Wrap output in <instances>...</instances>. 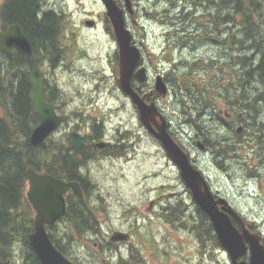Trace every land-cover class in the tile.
Segmentation results:
<instances>
[{"label": "rangeland", "instance_id": "obj_1", "mask_svg": "<svg viewBox=\"0 0 264 264\" xmlns=\"http://www.w3.org/2000/svg\"><path fill=\"white\" fill-rule=\"evenodd\" d=\"M45 1L68 11L63 25L72 68L67 63L54 68L45 59L41 63L44 79L61 89L58 103L71 114L61 142L73 129L80 131L104 123L100 130L118 134L120 139L116 141L121 143L108 153L99 150L98 157L84 169L94 185L100 230L96 235L81 237L79 243L70 246V254L81 259V264H232L221 246L215 249L201 244L202 229L195 228L196 204L179 167L146 130L137 106L121 90L119 48L112 29L107 33L101 24L97 31L80 26L91 12L97 19H105L101 0H80L82 4L69 0L68 5L65 0ZM4 2L0 0V6ZM211 2L215 0H135L128 20L142 47L152 54L153 89L159 74L170 87L169 95L159 94L157 99L169 128L187 147L189 151L183 148L205 173L214 192L222 193L242 212L244 220L255 222L264 233V128L254 121H264V108L261 111L260 106L254 118L243 101H230L239 90L228 78L229 71H222V63L236 50L221 41L226 33L210 39L198 35L210 29L209 21L218 18L194 16L216 11ZM192 5L195 14L182 20L189 24L178 26L181 11ZM178 28L179 32L172 33ZM188 30L196 36L183 40ZM219 108H229L234 116L222 113L218 117ZM191 117L194 122L185 123L184 119ZM236 121H242L246 128L239 132ZM197 133L211 151L196 145ZM51 138L56 145V133ZM227 147L229 151L224 152ZM58 151L55 146V154ZM178 199L182 200V210L171 209V214H166V205ZM65 227L60 225L61 229ZM117 229L130 234L129 238L105 248ZM87 243L92 244L95 256L89 253Z\"/></svg>", "mask_w": 264, "mask_h": 264}, {"label": "trees", "instance_id": "obj_2", "mask_svg": "<svg viewBox=\"0 0 264 264\" xmlns=\"http://www.w3.org/2000/svg\"><path fill=\"white\" fill-rule=\"evenodd\" d=\"M44 1L5 0L0 6V20L3 27L20 23L30 39L37 61L40 54H46L45 57L52 61L63 15L52 10L43 12ZM211 3L216 5V11L194 16L218 20L209 21L206 25L210 29L201 30L198 35L210 39L227 34L221 41L232 46L236 54L223 59L222 71H229L228 78L239 90L230 101H243L244 107L251 109L255 118L254 112L257 113L260 106L261 111L264 108V0H215ZM194 10L192 5L187 11H181L177 25L189 24L183 22L184 17L193 16ZM228 27L231 29L227 30ZM179 30H172V33ZM195 36L188 30L182 39ZM28 63L29 60L19 53L0 49V264H41L29 241L34 231L35 211L27 199V169L46 171L65 180L76 179L80 171L79 162L83 156L91 154L88 145L76 140L74 143L80 144L77 149L75 147L77 152L70 153L71 149H65L59 157L54 152L56 145L51 137L39 145L30 144V135L40 117L31 108L32 85ZM44 83L49 101L56 104L61 89L45 79ZM190 119L195 120L193 117ZM254 121L261 122L264 128V121L258 118ZM227 151L228 147L224 152ZM58 160L60 168L56 164ZM83 183L84 197L73 191L67 195V212L62 218L66 227L61 229L60 224L48 227L51 240L74 264H81V259L70 254V246L79 243L81 237L96 235L100 230L96 215L99 205L95 203L94 188L87 187L88 180ZM90 184L93 185L92 181ZM172 201L165 207L166 214L171 209L182 210V200ZM195 209V228L202 229L201 244L206 247L213 241L219 246L209 216L197 204ZM87 245L91 256H95L92 244Z\"/></svg>", "mask_w": 264, "mask_h": 264}, {"label": "water", "instance_id": "obj_3", "mask_svg": "<svg viewBox=\"0 0 264 264\" xmlns=\"http://www.w3.org/2000/svg\"><path fill=\"white\" fill-rule=\"evenodd\" d=\"M107 15L113 25L119 44V83L128 94L140 112V118L146 129L163 145L167 155L179 167L182 180L189 187L197 205L210 217L221 248L225 249L232 264H264V244L261 235L250 233L241 215L229 204L228 200L216 198L212 187L202 172L191 160L189 153L176 141L168 129V121L155 101L147 102L132 85L135 72L137 78L146 80L145 68L136 69L140 58V48L133 44V34L127 26L124 8L117 0H101ZM125 7L133 13V1L124 0ZM93 21H88L92 25ZM0 49L11 52L17 51L29 59L33 65L30 73V100L32 111L40 117V122L34 127L30 135V144L39 145L44 142L63 122L69 119L67 114H58L54 103L49 101L43 72L36 62L34 51L27 33L20 23L10 25L6 30L0 25ZM155 90L162 96H167L169 87L164 77L156 79ZM200 148L205 145L198 141ZM28 182L27 199L35 211L34 231L29 236L32 248L37 253L41 264H74L51 240L47 226L54 225L66 214V194L73 189L81 197L84 192L80 183L74 180L66 181L46 171H37L29 167L26 171ZM219 204H222L220 208ZM235 215L243 226L241 232L232 222L228 212ZM129 234L116 232L112 239L127 240ZM246 240L249 242V247ZM248 248L251 252L250 261L243 257Z\"/></svg>", "mask_w": 264, "mask_h": 264}, {"label": "flooded vegetation", "instance_id": "obj_4", "mask_svg": "<svg viewBox=\"0 0 264 264\" xmlns=\"http://www.w3.org/2000/svg\"><path fill=\"white\" fill-rule=\"evenodd\" d=\"M64 0H60V2H63ZM66 2H67V5L69 4V0H65ZM76 1V0H75ZM45 2V5L43 6V12H46V11H49V10H52V11H54V12H56L57 14H60V15H63V22H64V19H65V14L66 13H68V11H66V10H62L61 8H60V6H58L57 5V3L56 4H52V2H48V1H44ZM78 2L79 3H81L82 4V1H80V0H78ZM118 2H119V4L121 5V6H124V2L122 1V0H118ZM133 2H135V0H133ZM125 13V16H126V20H127V24H128V27L129 28H131L130 27V20H128L129 19V14H128V11H125L124 12ZM88 15H92V16H88V18H86L85 20H84V22L80 25V26H82V27H86V28H88V29H90V30H98V28L100 27V24L101 25H103V29H104V31L105 32H110L111 31V29H112V31H113V33H114V29H113V26H112V24H111V22H110V20H109V18H108V16H107V14H106V16H105V19L104 20H99V19H97V16L93 13V12H91V14H88ZM130 16H131V14H130ZM132 17V16H131ZM87 20H94V23H93V25H88V23H87ZM63 22H61L60 24L61 25H63ZM12 24H14V23H12ZM12 24H10V25H12ZM10 25H7L6 27H3L2 26V29L3 30H6ZM23 27V26H22ZM24 29V28H23ZM24 31H25V29H24ZM76 31H77V29H76ZM75 31V32H76ZM26 32V31H25ZM75 32H73V33H75ZM132 32H133V36H134V38H133V44H135V45H137L139 48H140V58H139V61H138V63H137V65H136V69H138V68H145V73H146V80L144 81V82H142V81H140L138 78H137V76L135 75V72H134V74H133V77H132V84H133V86L136 88V89H139V91H140V93L142 94V95H144L145 96V98H146V100L148 101V102H151V101H155V102H157V99H158V95L159 94H157L156 92H155V90L153 89V86L151 85V83H150V81H151V79H152V77H153V75H152V70H154L153 69V63H154V60H153V58H152V54L151 53H148L147 52V50L145 49V48H143L142 47V44H141V42L138 40V37H136L135 36V32L133 31V29H132ZM65 36V37H64ZM80 36H82V33H81V35ZM114 37H115V40L117 41V38H116V35H115V33H114ZM117 43H118V41H117ZM69 45V40L67 39V33L65 32V30H64V27L63 28H61V30H60V33H59V36H58V41H57V44H56V47H55V54L53 55V59H52V61H50L49 59H48V56L47 57H45V56H40L39 57V60H38V63L40 64V66H41V63H42V61L45 59V60H49V62L51 63V65L54 67V68H56V67H59L60 68V66H62L63 64H65V63H67V65L66 66H68L69 67V69H71L72 68V66H71V64H70V62H68V60H67V52H68V50H67V48H66V46H68ZM118 48H119V46H118ZM67 51V52H66ZM13 52H17V51H12V52H10V53H13ZM35 53V52H34ZM35 56H36V54H35ZM29 70L31 71L32 70V67H33V65H32V63H31V61H29ZM156 64H157V62H156ZM159 65V64H158ZM42 67V66H41ZM71 67V68H70ZM155 68V67H154ZM135 69V70H136ZM43 70V69H42ZM160 75V74H159ZM166 80V79H165ZM120 86V85H119ZM151 87V88H150ZM128 96V95H127ZM59 100V99H58ZM158 105V104H157ZM159 107V106H158ZM56 109H57V112L59 113V114H67L66 112H65V110L60 106V104L58 103V101L56 102ZM159 109L163 112V114H164V110H162L160 107H159ZM222 113H225L227 116H231V117H233L234 116V113L232 112V110H230L229 108H226V109H223V108H219V113L217 114L218 115V117H220L221 116V114ZM68 115H70V118H71V114L69 113ZM168 120V119H167ZM69 121V120H68ZM67 121V122H68ZM67 122H65V123H63V124H61L60 125V127L57 129V131L55 132L56 133V135H57V141H58V143L56 144V148H58L59 149V151H58V153H57V157H59V156H61L62 155V152L65 150V149H71L70 150V153H74L76 150H75V147H76V149H77V147L79 146L80 147V144H78V143H74L75 142V140L77 141V142H80V141H82L85 145H88V147H87V149H90V151H91V154L90 155H87V156H83L82 157V159H81V161L79 162V169H80V171L78 172V174H77V178L76 179H74V178H72L71 180H74V181H77L78 183H80V186H81V188H82V190H83V192H84V189H83V186H82V183L83 182H87V180H88V184H87V187L89 188V185H90V180H91V178H90V174H88V172L86 173V168L87 167H89L90 166V164L92 163V160H94L96 157H98V151L99 150H101L102 152H105V153H108L109 152V149H116V145H121V143H118L116 140H119L120 139V137L119 136H117L115 133H109V131L108 130H105V129H101L100 130V128L101 127H103L105 124L103 123V124H95L94 126H92V128H85V129H83V130H80V131H77V130H75V129H73L72 130V132L70 131V134L67 136V139H66V141H64L63 143L61 142V141H63V139H64V136L62 135V133L64 132V130H66V123ZM169 122V121H168ZM235 123H237L238 125H239V132H240V129L241 128H243V130L246 128V125H244V123L242 122V121H236ZM232 126H234V125H232ZM241 126V127H240ZM168 129H169V131L174 135V137H176L175 136V134H174V132H173V130L171 129V128H169V125H168ZM121 132H119V134H120ZM197 137L195 136L194 137V140H195V143H196V145H197V141L198 140H202V142L204 143V145H205V150H206V152H209V151H211V148L208 146V144L206 143V141L205 140H203L201 137H199V133H197ZM66 138V137H65ZM126 138V137H125ZM125 138H123V139H125ZM123 139H121L120 141L121 142H123L122 140ZM176 139L179 141V139L176 137ZM180 142V141H179ZM181 143V142H180ZM182 144V143H181ZM182 146L184 147V148H186L187 149V147H185V145H183L182 144ZM188 150V149H187ZM189 151V150H188ZM77 152V151H76ZM82 155V154H81ZM191 156V155H190ZM191 159H192V157H191ZM194 159H192V161H193ZM59 162H60V160H58V162L56 163L57 165H58V167L60 168V166L61 165H59ZM194 162V161H193ZM60 164H61V162H60ZM85 169V170H84ZM61 173H64V172H62V171H60ZM84 184V183H83ZM71 191H74V190H70L68 193H70ZM214 191V190H213ZM75 192V191H74ZM68 193H67V195H68ZM216 195H215V197L216 198H220V197H223V198H225V199H227L228 200V198H226L225 196H222L223 194L222 193H219V192H214ZM228 202H229V204L239 213V214H241V215H243L242 214V212L241 211H239L236 207H234L233 205H232V203H230V201L228 200ZM219 206H220V208H222V204H219ZM228 212V211H227ZM228 214L230 215V217H231V219H232V222H233V224L241 231V232H243L242 230H243V226H242V224H241V222H240V220L235 216V215H233V214H231L230 212H228ZM244 222H245V224H246V226H248V229H249V231H250V233H254V234H256V235H261L262 236V238H263V244H264V233L260 230V228H259V225L258 224H256L255 222H247L246 220H244ZM56 224H60V225H62V224H65V222L64 221H62V218L56 223ZM118 231H122L121 229H117V231L115 230V231H113V232H118ZM114 233V234H115ZM113 234V235H114ZM112 235V236H113ZM112 236H111V238H109V240L107 239V241H106V245L107 246H105V248L106 247H108V246H110V244H113V243H115V244H118L119 243V241H115V240H113L112 239ZM129 236H130V234H129ZM216 237H217V235H216ZM129 238V237H128ZM218 240V239H217ZM246 242H247V245H248V247H249V242L246 240ZM102 245V244H101ZM209 247H213V248H215V249H220L217 245H216V243L215 242H213V241H211L210 243H209ZM212 253L213 254H215V252L214 251H212ZM250 254H251V252H250V250H249V248H248V251H247V253L243 256V257H240L239 258V260H242V259H245V260H247V261H250V258H251V256H250ZM125 259L127 258V257H124ZM232 263V262H231Z\"/></svg>", "mask_w": 264, "mask_h": 264}, {"label": "bare ground", "instance_id": "obj_5", "mask_svg": "<svg viewBox=\"0 0 264 264\" xmlns=\"http://www.w3.org/2000/svg\"><path fill=\"white\" fill-rule=\"evenodd\" d=\"M149 2V1H148ZM147 2V3H148ZM150 3V2H149ZM156 3V2H155ZM45 5V2H43V6ZM155 5V4H154ZM156 7H157V4H156ZM159 7V6H158ZM168 12V11H167ZM171 12V11H170ZM169 13V12H168ZM161 16H164V14L163 15H161ZM61 22H63V18H62V20H60ZM64 27V25H60L59 26V29H61V28H63ZM28 62V61H27ZM29 64V63H28ZM28 64H27V66H28ZM24 69H26V68H24ZM165 115V114H164ZM168 121V120H167ZM184 121H185V123H188V124H192L193 123V121L190 119V118H185L184 119ZM91 181V180H90ZM90 186H92L93 188H94V186L92 185V184H90L89 185V187Z\"/></svg>", "mask_w": 264, "mask_h": 264}]
</instances>
